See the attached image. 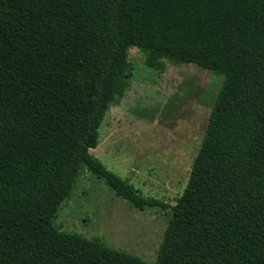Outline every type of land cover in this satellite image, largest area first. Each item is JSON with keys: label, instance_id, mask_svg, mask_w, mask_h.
<instances>
[{"label": "trees", "instance_id": "16d2710c", "mask_svg": "<svg viewBox=\"0 0 264 264\" xmlns=\"http://www.w3.org/2000/svg\"><path fill=\"white\" fill-rule=\"evenodd\" d=\"M132 47L224 76L174 205L90 152ZM84 166L173 212L153 264H264V0H0V264H150L54 225Z\"/></svg>", "mask_w": 264, "mask_h": 264}, {"label": "rangeland", "instance_id": "374dc122", "mask_svg": "<svg viewBox=\"0 0 264 264\" xmlns=\"http://www.w3.org/2000/svg\"><path fill=\"white\" fill-rule=\"evenodd\" d=\"M129 60L130 87L111 104L99 144L90 152L145 196L174 205L186 187L224 76L169 62L158 71L146 66L145 53L136 47L130 48ZM172 215L170 209L134 207L84 166L53 223L65 232L102 238L153 264Z\"/></svg>", "mask_w": 264, "mask_h": 264}]
</instances>
